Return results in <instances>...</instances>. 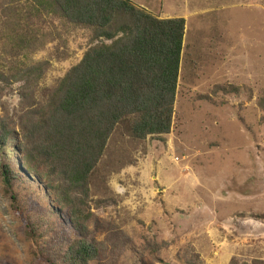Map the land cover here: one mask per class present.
Segmentation results:
<instances>
[{
    "label": "rangeland",
    "instance_id": "374dc122",
    "mask_svg": "<svg viewBox=\"0 0 264 264\" xmlns=\"http://www.w3.org/2000/svg\"><path fill=\"white\" fill-rule=\"evenodd\" d=\"M131 1L185 21L171 129L137 139L114 128L89 178L87 220L72 233L44 181L21 166L23 82L0 83V124L12 126L0 142V264H47L18 210L51 255L81 235L91 264H264V0ZM36 7L0 0V72L41 64L30 90L43 103L96 41Z\"/></svg>",
    "mask_w": 264,
    "mask_h": 264
},
{
    "label": "trees",
    "instance_id": "16d2710c",
    "mask_svg": "<svg viewBox=\"0 0 264 264\" xmlns=\"http://www.w3.org/2000/svg\"><path fill=\"white\" fill-rule=\"evenodd\" d=\"M32 1L40 11L91 28L96 41L43 103L35 101L30 90L42 76L41 64L0 72L2 84L23 82L19 94L25 107L17 116L16 135L21 166L44 181L60 216L75 233L87 220L89 178L114 128L123 124L137 139L169 133L185 21L157 18L131 0ZM260 103L264 106V91ZM9 125L0 124L1 144L12 131ZM1 175L10 188L8 167ZM11 199L15 202V194ZM16 212L26 237L47 264H91L96 258L95 249L81 235L70 238L62 253L49 254L38 246L41 237L28 217Z\"/></svg>",
    "mask_w": 264,
    "mask_h": 264
}]
</instances>
